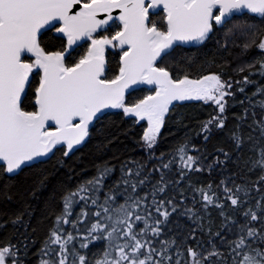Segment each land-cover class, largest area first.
<instances>
[{
  "label": "snow or ice",
  "instance_id": "6c2138e0",
  "mask_svg": "<svg viewBox=\"0 0 264 264\" xmlns=\"http://www.w3.org/2000/svg\"><path fill=\"white\" fill-rule=\"evenodd\" d=\"M190 47L203 50L199 67L194 68L198 58L183 51ZM231 47H239L241 55L253 48L261 53L235 67L247 72L238 80L224 67L210 70ZM257 73L264 77V0H0V197L12 200L16 178L57 150L65 158L74 155L94 133L111 143L116 137L105 123L111 110L147 122L141 137L145 157L120 161L119 177L110 184L117 164L104 161L74 187L61 183L53 189L46 204L53 207L59 193L62 207L49 212L51 227L32 254L36 264H264V145L248 169L260 170L251 185L229 177L217 186L193 184L189 176L205 170L207 150L188 139L157 155L161 128L178 102L216 105V115L201 125L205 142L213 129L226 127L229 98L264 111V99L252 100L264 97V85L245 94ZM237 92L244 100H237ZM176 116L182 120V114ZM247 116L245 107L238 119ZM253 123L264 139V119ZM231 138L237 150L244 145L239 124ZM217 151L225 161L232 159L223 148ZM218 163L220 156L207 171ZM57 164L66 166V160ZM47 179L41 171L38 187ZM181 181L200 196L197 201L193 195L192 206ZM253 188L262 192L254 205ZM37 192L33 188L30 195ZM209 207L219 208L224 219L215 232L209 220L205 242L197 232L205 231ZM227 208L239 212L243 223ZM25 215L20 211L0 223L25 229L16 243H0V264H26L30 243H36L26 233L36 228ZM180 216L195 225L186 234L174 231Z\"/></svg>",
  "mask_w": 264,
  "mask_h": 264
},
{
  "label": "trees",
  "instance_id": "16d2710c",
  "mask_svg": "<svg viewBox=\"0 0 264 264\" xmlns=\"http://www.w3.org/2000/svg\"><path fill=\"white\" fill-rule=\"evenodd\" d=\"M183 51L190 56L198 58L194 68L200 66V61L204 58L202 49L185 48ZM240 52L241 49L239 47H231L229 53L224 54L223 59L219 56L217 57V66H213L210 70L218 71L219 67H224L227 69L228 76H232L237 80L241 79L247 72L237 73L234 71L235 67L252 62L256 57L261 55V53L255 48L251 49L247 55H241ZM224 61H228V63ZM256 67H259V65L257 64ZM225 78L227 79V76ZM250 78L257 83L249 84L246 87L245 94L249 96L256 91L258 86L264 85V77H261L258 73L252 75ZM142 91L146 90L142 89ZM138 94L139 93H135L134 95ZM236 96L238 101L244 100V94L237 92ZM260 99H264V97H261L259 94L252 97L253 102ZM245 107L248 108V116L241 122L238 117L243 115ZM217 111L216 105L211 101L178 105L173 113L166 118L165 124L161 129V134L158 138L157 155H159L160 151H164L165 153L170 152L178 143L188 139L201 151L207 150L205 153L207 155L205 170L199 173H191L189 176L193 184L207 185L211 182L214 186H217L220 184L221 180H224L225 177H229L230 179L234 178L238 184L247 181L251 185L260 174V170L256 169L254 172H249L248 169L251 167V161L257 156L256 149L264 145V139H261L259 131H253V129L256 128L253 121L264 119V111L261 110L259 105H251L246 100L244 104L241 105L229 98L228 111L226 113V127L223 130L213 129L211 138L205 142L203 139L204 134L200 131L201 125L203 122L216 115ZM253 111L256 113L255 116L252 115ZM176 113L182 114V120H177ZM105 123L112 136L116 137L111 140V143L103 141V137L99 133H94L92 139L74 155L65 158L62 155V150H57L43 165L37 166L32 169L31 172L26 170V175L22 174L21 177L16 178L18 183L13 188L12 200L5 201L0 197V223L9 220V217L16 215L18 212L24 211L26 213L25 219L36 228L35 232L29 230V232L26 233L36 240L35 244L30 243L29 258L26 260V264H36L38 257L32 254L41 247L42 241L47 235L48 229L51 227L53 217L49 215V212L54 213L59 211L62 207L59 193L56 195V204L53 207L50 208L46 204L54 188L61 183L69 187H74L78 180L94 175L96 172L95 166L104 161L117 164V171H115L112 177L107 181L110 184L112 180L119 177L118 164L120 161L128 157H145L146 153L142 147L143 141L141 137L143 136L144 129L147 127L146 122H133V120L112 113ZM237 124L240 125V130L245 136V143L239 150L236 149L231 138V131ZM249 136L252 137L251 140L247 139ZM102 144L103 146H101ZM220 148L229 152L232 159L225 161L224 157L217 151V149ZM189 150L192 155L197 154L195 149L190 148ZM216 156H220V160L223 161V163H218L212 172L207 171L206 165L211 164L212 161L216 159ZM237 158H239V163H236ZM60 159L66 160V166L57 164V161ZM174 167L177 169L179 168L178 158ZM41 171H45L48 177L46 186L42 188L38 187L36 183L41 175ZM233 173H235L234 177L232 176ZM180 186L187 189L185 195L187 197L188 206H192L193 195L196 196L197 201L200 200L199 194L193 193L186 181H181ZM33 188H38L36 197L30 195V191ZM219 191L222 195V187ZM261 195L262 192L256 191L255 188H253L250 193V203L254 205L256 201L260 199ZM181 203H183V201ZM27 205H31V208H27ZM195 207L200 209L201 204L198 202ZM225 210L229 214L235 215L239 222L243 223V219L239 212H233L232 208H227ZM76 211H79V207L76 208ZM204 216L205 231H198L197 236L202 237L203 241L207 242V227L209 220L213 222L211 227L213 232H215L221 228L224 218L220 215V209L216 207H209L207 214H204ZM17 227L19 226H13L11 223L4 224L3 227H0V243H6L8 240H11L12 243H16L17 239H23L20 234L25 233V229L20 227L19 232H17ZM173 227L177 234H186L188 230L194 228L195 225L187 216H180ZM189 242L192 243L191 240Z\"/></svg>",
  "mask_w": 264,
  "mask_h": 264
},
{
  "label": "water",
  "instance_id": "95a60500",
  "mask_svg": "<svg viewBox=\"0 0 264 264\" xmlns=\"http://www.w3.org/2000/svg\"><path fill=\"white\" fill-rule=\"evenodd\" d=\"M190 48H195V47H190ZM146 90V89H144ZM200 101H203V100H196V99H191V100H186V101H181V102H178V105H186V104H191V103H197V102H200ZM120 110L118 109H113L111 110V114L112 113H117L119 112ZM82 148V147H81ZM53 155H51L52 157ZM49 160V159H48ZM47 161V160H46Z\"/></svg>",
  "mask_w": 264,
  "mask_h": 264
},
{
  "label": "rangeland",
  "instance_id": "374dc122",
  "mask_svg": "<svg viewBox=\"0 0 264 264\" xmlns=\"http://www.w3.org/2000/svg\"><path fill=\"white\" fill-rule=\"evenodd\" d=\"M140 122V121H139Z\"/></svg>",
  "mask_w": 264,
  "mask_h": 264
}]
</instances>
